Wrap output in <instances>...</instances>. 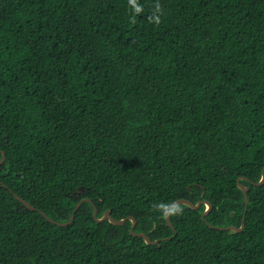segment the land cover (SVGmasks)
<instances>
[{"label":"trees","instance_id":"1","mask_svg":"<svg viewBox=\"0 0 264 264\" xmlns=\"http://www.w3.org/2000/svg\"><path fill=\"white\" fill-rule=\"evenodd\" d=\"M1 152L0 264H264V0H0Z\"/></svg>","mask_w":264,"mask_h":264},{"label":"water","instance_id":"2","mask_svg":"<svg viewBox=\"0 0 264 264\" xmlns=\"http://www.w3.org/2000/svg\"><path fill=\"white\" fill-rule=\"evenodd\" d=\"M2 155H1V158H0V164L4 161L5 159V155L3 152H1ZM264 169V167H263ZM264 183V173L262 172L261 174V177L260 179L258 180V182H256L255 184L256 185H259V184H262ZM237 186L239 189L242 190L243 192V201H244V212H243V215H242V218H241V222H240V225L239 226H235L233 224H230V225H226V226H219L218 228L220 229H225V230H228V232H238V231H241L244 227V213H245V210H246V206H247V203H248V196H247V188L248 186L247 185H244L240 182L237 183ZM78 190H82L81 187H78ZM14 197L19 200L20 202H22L27 208L29 209H36L33 205H31L28 201H26L25 199L21 198L20 196H18L17 194H14ZM84 200H89L87 197H83L81 198L75 205V208L73 209V212L72 214L70 215L69 217V220L66 221V222H56V221H53L51 220L50 218H48L44 212L40 211L39 212L44 215L49 221H52V222H56L57 224H60V225H64V224H67L69 223L72 218H73V213L74 211L76 210V208L79 206V204L84 201ZM200 203H204L205 204V208L202 212V216L206 215L210 208H211V204L208 200L206 199H202V200H198L196 201L195 203H193L192 201H190L189 199H186V198H177L173 201H171L168 206L171 207L173 205H176V204H185V205H188L190 206L191 208H197ZM38 210V209H37ZM97 213V209L96 207H93V217L95 219L96 222H101V221H104V220H109V222H111L112 224H116V225H121L125 222V220L129 219L131 220V225H130V228H129V232L133 235H136V236H139V237H142L143 240L145 241V243H150V244H154V243H157L158 242V239H154V240H151L148 235H146L144 232L142 231H133L134 227H135V224H136V220L134 217H132L131 215H128L126 217H123V218H114L113 216H111V211L109 209H105L101 216L100 217H97L96 215ZM165 219H166V222L172 226L171 222H170V218H169V215L165 216ZM175 234V232H174Z\"/></svg>","mask_w":264,"mask_h":264},{"label":"clouds","instance_id":"3","mask_svg":"<svg viewBox=\"0 0 264 264\" xmlns=\"http://www.w3.org/2000/svg\"><path fill=\"white\" fill-rule=\"evenodd\" d=\"M140 9L137 8V11H139ZM156 22L159 23V17L156 18ZM158 207L162 208L164 211V215H171V214H175L178 213L180 211L179 206L178 205H173L171 207H169L166 204H161Z\"/></svg>","mask_w":264,"mask_h":264}]
</instances>
